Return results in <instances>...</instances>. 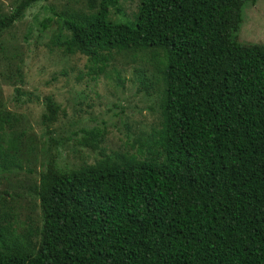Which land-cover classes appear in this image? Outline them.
Masks as SVG:
<instances>
[{
  "label": "trees",
  "instance_id": "trees-1",
  "mask_svg": "<svg viewBox=\"0 0 264 264\" xmlns=\"http://www.w3.org/2000/svg\"><path fill=\"white\" fill-rule=\"evenodd\" d=\"M41 1L22 0L0 18V33ZM138 1L132 21L109 18L120 0L65 9L52 42L87 57L97 74L117 55L149 60L153 84L162 82L157 127L132 151L112 153L103 129L81 128L80 144L97 157L69 171L44 167L32 186L37 228L10 206L11 192L0 195V264H264V45L238 40L256 0ZM44 101L43 122H54L57 105ZM12 122L0 108L6 180L22 169L23 133ZM113 126L130 138L129 127Z\"/></svg>",
  "mask_w": 264,
  "mask_h": 264
},
{
  "label": "rangeland",
  "instance_id": "rangeland-1",
  "mask_svg": "<svg viewBox=\"0 0 264 264\" xmlns=\"http://www.w3.org/2000/svg\"><path fill=\"white\" fill-rule=\"evenodd\" d=\"M21 1L0 0V18L14 13ZM87 3L42 0L0 33V108L12 116V129L23 133L20 142L24 146L19 174H9L7 180L0 175V195L11 192L10 206L18 209L21 218L29 217L34 228L39 227L40 211L32 186L39 182L44 167L55 164L69 171L90 165L97 157L80 144L81 128L103 129L101 146L112 153L132 151L129 143L139 135L146 137L159 122L157 89L162 82L153 84L156 73L149 60L136 64L125 54L117 55L103 73L97 74L90 69L94 64L87 57L62 55L53 44L52 36L59 27L57 14L65 9L86 12ZM138 4V0H120L121 12L111 8L109 18L132 21ZM49 17L53 19L51 27L46 33L40 32V23ZM242 17L238 40L264 45V0L246 5ZM146 84L147 89L143 87ZM16 88L23 93L17 103L13 101ZM46 98L57 105L55 121L50 123L43 122L48 114ZM117 123L120 128L131 129L129 139L113 126ZM54 140L59 145L55 146Z\"/></svg>",
  "mask_w": 264,
  "mask_h": 264
}]
</instances>
